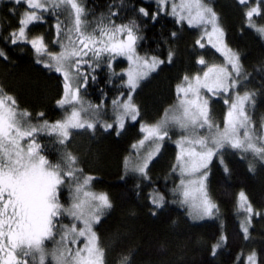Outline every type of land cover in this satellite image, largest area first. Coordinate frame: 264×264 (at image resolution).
<instances>
[{
	"label": "trees",
	"instance_id": "1",
	"mask_svg": "<svg viewBox=\"0 0 264 264\" xmlns=\"http://www.w3.org/2000/svg\"><path fill=\"white\" fill-rule=\"evenodd\" d=\"M206 1L218 16L227 46L240 57L239 89L255 94L249 114L254 124H258L264 120V36L256 29L264 27V0H249L245 5L238 0ZM255 3L260 14L252 17L253 26H249L245 14ZM82 5L91 25L89 32L102 20L117 25L135 21L137 35L142 37L137 42L136 54L165 61L133 93L140 116L137 121H127L120 135L114 130L106 132L102 127H97L95 132L76 129L63 145L56 135L41 133L36 137V142L43 145L41 155L55 164L71 153L77 157L76 167L82 169L80 181L91 176L94 179L89 188L108 195L112 207L94 225L105 251V264H121L124 257H128L129 264H245V257L253 253L256 262L264 264V166L251 171L235 152L224 158L223 165L215 157L209 167L207 186L217 211L212 219L199 222L189 218L186 207L173 192L177 177L173 173L176 151L172 141L164 142L159 155L149 164L147 177L124 170L125 158L142 137L141 123H152L162 116L175 101V87L182 76L199 69L198 59L213 63L221 60L220 55L208 45L201 48L196 43L195 29L178 23L176 17L153 1L82 0ZM141 7L149 12L148 17L139 13ZM26 10L23 2L0 0V50L7 56V59L0 57V90L15 99L18 111L30 113L28 125L53 123L69 111L68 106L57 105L64 94L63 76L37 63L39 57L30 44H12L8 38L19 28ZM152 14H157L156 20H152ZM40 15L42 20L29 25L27 36H43L49 51H59L60 44L54 43L56 25L59 22L66 33L72 27V17L63 9L40 12ZM65 38L62 35L60 41ZM170 52L172 62L168 63ZM88 59L91 67L85 64L81 68L87 75V83L83 78L75 79L77 87L84 85L80 89L81 99L88 105H101L107 111L113 100L129 92L125 86L126 59L123 56L113 59L109 53L98 60L91 55ZM104 117L107 118L105 113ZM152 191L164 197L162 207L153 208L149 198ZM241 191L254 212L259 213L251 217L247 239L240 227L241 221L248 219L246 211L240 210L244 214L241 216L238 210ZM70 199L71 188L66 183L61 189L60 203L66 206ZM60 220L69 222L66 214L57 218L58 224ZM221 236L226 239L221 241ZM218 243L220 247L213 255V246Z\"/></svg>",
	"mask_w": 264,
	"mask_h": 264
},
{
	"label": "snow or ice",
	"instance_id": "2",
	"mask_svg": "<svg viewBox=\"0 0 264 264\" xmlns=\"http://www.w3.org/2000/svg\"><path fill=\"white\" fill-rule=\"evenodd\" d=\"M16 2L25 3L28 10L19 20V28L10 33L8 38L12 44H30L39 57L37 63H43L44 67L63 75L64 96L57 101V105L61 108L72 106V111L63 120L54 123L28 125L26 122L30 119V113L18 111L15 99L0 90V264H105V251L99 246L93 225L98 224L105 210L112 207L108 195L87 190L94 178L84 176L80 181L82 169L76 167L77 157L71 153H67L55 164L41 155L43 145L36 142V137L41 133L56 135L63 145L70 140L73 130L95 132L100 126L99 106L85 107L80 96V89L84 85L73 89L70 83L76 78H83L87 83V75L81 72V68L85 64L91 67L88 59L90 55L97 60L105 53L112 54L113 59L125 56L132 66L127 73L125 85L129 89L127 100H113L115 121L103 124L106 132L114 130L117 135L121 134L127 119L137 121L140 116L139 108L133 103V93L140 82L165 61L136 54L137 42L142 37L137 35L138 25L135 21L117 25L104 23L102 20L89 32L91 25L87 21L82 0ZM156 2L158 5H166L169 0ZM248 2L249 0H238L241 5ZM60 9L69 12L73 24L65 33L61 24L57 23V39L54 43L60 44L61 51L52 53L43 36L29 39L27 29L29 25L42 20L40 12H56ZM139 13L144 17L149 16L144 7L139 8ZM259 14L258 7L246 12L249 26H253L252 17ZM171 15L177 17L178 23L186 20L190 27L203 26L209 43L225 56L226 63L224 66H207L202 77L199 74L191 78L184 76L182 83L176 86L177 108L166 110L164 117L156 124L141 125L144 138L138 145H133V148H143L146 142L154 143L155 147L135 171L147 177L150 162L168 139L169 127L178 126L182 131L190 133L177 144L180 151L173 171L178 168L182 177L178 186L181 203L189 206L193 219H203L212 217L217 207L209 198L206 187L207 169L214 157L220 155L221 150L230 147L243 153H253L264 160V136L257 132L249 114V106L254 104L255 94L244 92L232 96V92L241 83L240 57L224 44V31L218 23L217 14L203 0H180L179 4L172 0ZM151 18L156 20L157 14H152ZM208 26H211L210 32L207 30ZM256 31L264 35V27L257 28ZM62 35H66L65 43L60 41ZM213 37L216 43H213ZM196 43L201 48L205 47L200 40ZM45 56L47 60L43 59ZM172 56L170 52L168 63L172 62ZM0 57L7 59L2 50ZM197 63L206 65L203 58L198 59ZM205 89L212 96L227 97L224 103L228 106V111L222 129L210 118L209 100L201 95ZM39 115L43 117V113ZM205 128L208 135L200 136L198 133ZM220 163L224 164L222 158ZM224 171H229L226 166ZM189 177L198 178L188 179ZM66 183L71 188L73 199L69 208L60 203L61 189ZM72 184L75 187H71ZM150 199L156 208L162 207L165 202L160 195ZM238 205L248 214V219L241 223V230L247 239L251 217L259 213L254 212L243 191L239 193ZM64 214L72 217L73 221L82 223L83 227L78 228L77 223H73L71 228L63 230V235L57 241L56 236L60 231L57 218ZM80 238L84 239L83 247H68L69 244L78 245ZM220 239L224 241L226 238L221 236ZM46 242H55L56 246L48 251ZM218 247L219 243L213 246V255ZM248 261L249 264H256L255 253L248 257ZM121 264H129L128 257H124Z\"/></svg>",
	"mask_w": 264,
	"mask_h": 264
},
{
	"label": "rangeland",
	"instance_id": "3",
	"mask_svg": "<svg viewBox=\"0 0 264 264\" xmlns=\"http://www.w3.org/2000/svg\"><path fill=\"white\" fill-rule=\"evenodd\" d=\"M147 1H153L154 3L157 4L156 0H147ZM257 0H254V2H256ZM175 2L177 4L180 3V0H175ZM203 2L205 3L206 6L208 7H211L210 3L207 2L206 0H203ZM158 5V4H157ZM27 6V5H26ZM161 7V9L167 11L169 14H171L172 12V0H169V2L166 4V5H158ZM254 6H257V4L255 3L253 5ZM212 8V7H211ZM213 9V8H212ZM214 11V10H213ZM65 12V10H64ZM215 12V11H214ZM40 14V13H39ZM175 17V16H174ZM177 18V17H176ZM181 24H184L188 27H190L187 23V21H183V22H180ZM219 23V22H218ZM220 25V24H219ZM221 27V26H220ZM192 29H195L196 32H197V40H200L201 43H203L204 45H208L210 47H212V44L209 43V40H208V37L207 35H205V29L203 26H200V27H190ZM209 32L211 31V26H208V29H207ZM37 36H40V35H36V36H31V37H28L29 39L31 38H34V37H37ZM264 36V35H263ZM203 37V39H202ZM66 42V38L62 41L61 40V43H65ZM213 43H216V40H215V37H213ZM224 44H226L225 42V38H224ZM227 45V44H226ZM228 47V46H227ZM221 57V60L220 61H217V62H213V63H210L208 60H206L205 58H203L205 61H206V65L205 66H202V65H199V69L194 72V73H191V74H186L187 76H189L190 78L199 74L201 77L203 76V72L207 70V66H212V65H218V66H224L226 61H225V56L221 53V52H218L216 50V48L212 47ZM229 48V47H228ZM61 51V49L59 51H50L52 53H59ZM125 59H126V62H127V67L125 68V74H126V82H127V79H128V76H127V73L128 71L131 69V64L129 62V60L127 59V57L123 56ZM146 57H151V56H146ZM44 60H47V56L43 57ZM168 61V59H167ZM42 66H44L43 63H40ZM229 70H230V66H229ZM157 71V70H156ZM155 71V72H156ZM154 73V72H153ZM153 73H151L147 78L143 79L142 81H145L147 80ZM62 75V74H61ZM186 75H183L181 80L178 82V84H181L182 81H183V78L184 76ZM63 76V75H62ZM64 78V77H63ZM240 79V78H239ZM141 81V82H142ZM125 82V84H126ZM140 82V83H141ZM65 83V82H64ZM71 87L73 89H75L77 87V83L75 81V79H73L71 82ZM177 84V85H178ZM176 85V86H177ZM241 86V83L238 85L237 89L234 90L232 92V96L234 97L237 93L239 94H243L244 92H246L245 90H241L239 89ZM175 91H176V87H175ZM128 94V93H127ZM127 94L125 95H120L118 96L117 98H122L123 100H127ZM201 95L205 98V99H208L209 100V109H210V118L212 120V122L214 124H217L221 127V129L223 128V121H224V118H225V114L226 112L228 111V106L224 103V99L227 98L225 95H221V96H212L211 93H208L207 90H202L201 92ZM64 96V94H63ZM63 96L61 97V99L63 98ZM116 98V99H117ZM115 99V100H116ZM84 102V101H83ZM113 102V101H112ZM110 103L109 105H111L110 109H108L107 111H104L103 109V106L99 105V119L101 121L100 123V126L98 127H102L103 128V124L105 123H113L115 121V117H116V112L114 111V105L113 103ZM133 103L135 104V102L133 101ZM136 105V104H135ZM84 106L87 107L88 104H86L84 102ZM96 106V105H94ZM137 106V105H136ZM178 106V96H177V92H176V99L175 101L169 105L166 110L168 109H176ZM69 107V111L67 113L64 114V116L62 117V119L60 120H63L67 115L70 114V112L72 111V106H68ZM78 107V106H77ZM165 110V111H166ZM164 111V113H165ZM104 113L107 115V118L104 117ZM164 113L162 114V116L155 122H152V123H141V125H153V124H156L157 122H159L163 117H164ZM109 117V118H108ZM60 120H57V121H60ZM127 121H131L130 119H127ZM125 122V124H126ZM45 122L43 123H40L39 125H42L44 124ZM54 123V122H53ZM254 123V122H253ZM30 125H38V124H33L31 122ZM255 127H256V130L257 132L264 136V120H259L258 124H254ZM140 129H141V126H140ZM72 132H75V130H73ZM200 136H206L208 135V130L205 128L204 130L200 131L198 133ZM187 135H190V133H187V132H184L182 131L178 126H171L168 128V139H166L165 141L167 140H170L174 143L175 145V159H174V165L177 163V154L179 153L180 149L178 148L177 144L178 142L184 137V136H187ZM57 138L59 139V137L57 136ZM144 138V133L142 132V137L136 142L134 143V145H138L139 144V141L142 140ZM164 141V142H165ZM163 142V144H164ZM163 144H162V147H163ZM155 147V144L154 143H151V142H146L144 147L143 148H133L132 146V150L129 154V156H127V158H125L124 160V170L125 171H129V172H134V173H137V174H140L138 171H135V168L142 164L143 163V159L144 157L147 156L148 152L151 151L153 148ZM161 147V149H162ZM161 151V150H160ZM237 153L236 155L239 157V158H242L246 164H248L247 166L249 167V169H251V171H254L258 166H264V160H262L261 158L255 156L253 153H243L241 151H238V150H234V149H231L230 147H226L225 149L221 150L220 152V155L216 156L218 157V161L220 163V160L221 158L223 159L224 161V158L227 156V155H230V153ZM160 153V152H159ZM159 155V154H158ZM157 155V156H158ZM156 156V157H157ZM155 157V158H156ZM154 158V159H155ZM215 158V157H214ZM153 159V160H154ZM152 160V161H153ZM151 163V162H150ZM221 164V163H220ZM173 165V166H174ZM210 167V165H209ZM174 175L177 177V180H176V183L173 187L174 189V193H175V196L178 197L177 201L179 203H181V199L182 197L179 195V188L178 186L180 185V181L182 179L181 175H180V172H179V169L177 168L176 171H173ZM207 173H208V176H207V181H206V187H207V192H208V186H207V182H208V178H209V168L207 169ZM141 175V174H140ZM145 177V176H144ZM198 177H189L188 179H196ZM87 190L91 191V192H94L92 189L88 188ZM94 193H105V192H102V191H98V192H94ZM155 195H160L162 196L161 193L159 192H156V191H152L150 192V197L151 198L152 196H155ZM208 195H209V192H208ZM209 198L211 199L210 195H209ZM211 201L215 204V202L211 199ZM150 202H151V199H150ZM73 203V199H72V193H71V199L69 201V203L64 206L65 208H69L71 206V204ZM152 204V203H151ZM182 204V203H181ZM186 207V210H187V213H188V216L189 218L192 220V221H195V222H199V221H203V220H208V219H212L214 217V215L212 217H205L203 219H193V217L190 215V208L188 205L186 204H182ZM216 205V204H215ZM153 208L154 209H157L153 204H152ZM238 210L240 211L241 209L238 208ZM217 211V207H216V210ZM242 212H244V210H241ZM240 211V214L241 216H243L244 214ZM67 215V214H66ZM68 216V215H67ZM247 218H244L242 222H245ZM68 224L65 223L63 220H60L59 221V224H58V228L60 229L58 235L56 236V240L58 241L60 239V236L63 235V230L65 228H71L72 224L73 223H77V227L80 228V227H83V224L82 223H79V222H75L73 221L72 217L68 216ZM95 225V224H94ZM94 225H93V231H94ZM240 227H241V224H240ZM95 232V231H94ZM84 245V239L83 238H80V240L78 241V245H71L69 244L68 247H72L73 249H75L77 246L79 247H83ZM56 246L55 242H46V249L48 251H51L54 247ZM99 246L102 248V246L100 245L99 243ZM103 249V248H102ZM252 254H248L246 257H245V264H249V261H248V257L251 256ZM256 264H258L256 262Z\"/></svg>",
	"mask_w": 264,
	"mask_h": 264
}]
</instances>
